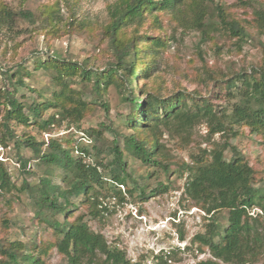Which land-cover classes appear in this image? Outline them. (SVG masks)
Listing matches in <instances>:
<instances>
[{
	"label": "trees",
	"instance_id": "1",
	"mask_svg": "<svg viewBox=\"0 0 264 264\" xmlns=\"http://www.w3.org/2000/svg\"><path fill=\"white\" fill-rule=\"evenodd\" d=\"M182 7L192 12V22L197 28L222 30L237 42L251 38L246 27L220 5L216 7L217 14L209 15L217 20L206 22V8L198 0H116L107 7V22L102 27V35L113 53V63L106 73L49 56L37 61L34 69L50 76V93H47L48 88L42 89L37 92L38 100L30 103L19 101L8 88L11 84L24 87L23 77H31L29 71L21 66L12 75L4 74L7 86L0 88V146L8 148L9 142L13 143L18 166L24 174L30 172L27 168L30 160L21 155L23 148L37 155L45 171L37 185L31 186L24 181L17 187L4 161H0V190L5 194L27 190L35 206L36 230L47 232L49 238L36 243L2 239L0 264H46L52 250L66 264H131L124 251L110 246L102 234L92 231L85 216L93 220L107 218L110 211L104 201L114 199L117 205L123 204L126 195L121 193L122 187L130 185L126 194L133 196L138 183L127 172L125 155L168 174L170 163L161 161L159 154L163 147L156 136L161 130L185 133L201 123L207 125L210 135L219 134L222 142L213 144L210 152L204 150L192 157L190 164L176 165L178 178L186 174L184 197L204 214V232L192 237L190 244L196 245L199 254L208 252L213 260L223 264L256 261L264 248V228L260 221L264 216V193L256 187L255 169L230 140L241 135L244 128L264 140V53L261 64L250 74L234 73L223 80L228 90L236 91L232 95L236 101L229 109L214 107L206 99L182 91L162 97L154 79L151 80L158 54L167 47L160 17L180 14ZM14 15L0 3V25L11 22ZM18 16L33 22V16L27 11L19 12ZM43 16L40 22L52 27V34L57 33L55 19L59 23L60 18L55 6ZM251 23L264 34V9L256 10ZM70 26L73 23H68ZM110 83L127 89L124 101L129 104V114L121 124L128 133L118 134L112 122L79 131L80 123L96 108L108 111V103L101 96ZM72 84L78 85L77 92L71 90ZM88 84L94 91L90 102L83 99ZM50 110L53 113L45 117ZM62 124L78 132L38 141L25 132L19 136L14 129L27 130L34 126L42 134L50 135ZM105 131L122 137V147L116 139L105 143ZM92 139L96 142L91 147L95 151L93 155L82 143ZM226 151L231 154L229 158L225 157ZM86 158H91V163H86ZM55 175L59 183L53 182ZM167 190L163 183L152 190L141 188L140 200ZM74 199L87 205V214L74 217L77 210ZM254 209L260 214H251ZM222 211L227 212L224 226L218 216ZM13 223L5 216L1 227L11 229ZM215 261L198 264H217Z\"/></svg>",
	"mask_w": 264,
	"mask_h": 264
},
{
	"label": "rangeland",
	"instance_id": "2",
	"mask_svg": "<svg viewBox=\"0 0 264 264\" xmlns=\"http://www.w3.org/2000/svg\"><path fill=\"white\" fill-rule=\"evenodd\" d=\"M116 0H0L15 15L12 21L0 25V88H5L7 82L4 74H13L17 67H25L31 77H23L24 87L11 84L8 88L19 101L28 103L38 100L37 92L48 88L51 90L50 76L42 70H35V63L46 60L47 57L77 62L88 69L104 72L113 63V53L102 35V27L107 22V7ZM206 8L205 21H216L209 17L217 14V5L222 6L232 18L239 21L249 31L247 40L237 42L222 30L211 31L205 26L197 28L193 24V14L186 7H182L180 14L161 15L160 21L163 33L167 40V47L158 54L156 71L153 73L156 87L160 89L162 97L171 96L177 91L187 92L195 97L204 98L214 107L229 109L236 101L232 98L236 91L228 90L226 81L234 73H251L261 64L264 53V34H260L251 23L255 18L256 10L264 9V0H198ZM55 6L60 21L58 31L52 34V27L42 24L43 13ZM27 11L33 16V22L18 16L19 12ZM41 14V15H40ZM185 14V16H183ZM215 16V15H214ZM151 16L147 23L150 22ZM73 26L68 27V23ZM45 27V28H43ZM150 28V27H149ZM150 81L147 83L150 84ZM140 83L136 87H140ZM104 87L103 85L101 86ZM33 89L34 91H31ZM77 92L78 85L71 86ZM93 87L86 85L83 99L90 102L93 97ZM228 93H231L230 95ZM103 100L108 103V111L96 108L79 125V131L95 129L100 124L109 125L118 134H126L122 127L126 115L129 114V104L124 101L127 89L110 83L102 93ZM46 113L45 117L52 114ZM15 133L23 132L35 137L38 141L51 138H63L70 132H78L76 128L68 129L62 124L50 135L42 134L32 126L27 130L15 127ZM241 135L230 140V143L244 155L255 169L258 177L257 186L264 193V140L248 133L244 128ZM82 134L79 133L78 137ZM105 143L116 139L122 147V137L115 136L109 131L103 133ZM184 138H186L184 140ZM160 150L161 161L169 164L168 174L153 166L143 165L141 162L125 155L127 172L137 181L138 188L132 197L127 196L122 187L121 193L126 195L123 204L117 205L114 199L104 201L108 204L107 218L90 219L85 221L93 232L102 234L110 246H116L126 253L131 264H198L200 262L215 261L208 252L199 254L196 245L190 244L195 235L204 232V214L192 205L183 195V178H178L176 165H188L192 157L201 151L210 152L215 143H221L219 134L210 135L205 123L193 126L189 131L167 132L161 130L156 136ZM90 154H94L91 147L96 144L95 139L82 142ZM9 142L8 148L0 146V161L12 180L20 187L24 181L29 185L38 184L45 168L38 163L37 155L31 150L23 148L21 155L30 160L24 174L18 166L15 149ZM99 146V143L96 145ZM76 156V154H74ZM225 152V157H230ZM86 158V163H91ZM60 173V171H55ZM54 172V173H55ZM108 178V176H105ZM53 182L59 183L53 176ZM158 183L168 187L166 192L151 195L140 200V189H155ZM153 193V192H151ZM74 199L77 210L74 217L88 213L86 204H79ZM35 206L31 194L26 190L23 193L5 194L0 190V242L2 239L19 240L22 243L39 242L48 239L47 232L36 230L34 219ZM256 216L258 209L251 211ZM7 216L13 220L11 229L4 230L1 220ZM220 224L226 225L227 212L218 214ZM260 221L264 228V216ZM178 223V224H176ZM35 231H38L37 234ZM181 235L184 239L181 240ZM188 249V250H187ZM217 264H223L215 261ZM46 264H66L65 260L52 250L46 259ZM246 264H264V248L256 261Z\"/></svg>",
	"mask_w": 264,
	"mask_h": 264
}]
</instances>
